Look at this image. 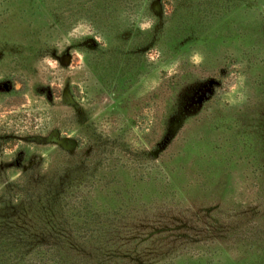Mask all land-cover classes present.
Wrapping results in <instances>:
<instances>
[{"label":"rangeland","instance_id":"obj_1","mask_svg":"<svg viewBox=\"0 0 264 264\" xmlns=\"http://www.w3.org/2000/svg\"><path fill=\"white\" fill-rule=\"evenodd\" d=\"M241 208L264 212V0H0V264H101L176 220L157 264H244Z\"/></svg>","mask_w":264,"mask_h":264},{"label":"trees","instance_id":"obj_2","mask_svg":"<svg viewBox=\"0 0 264 264\" xmlns=\"http://www.w3.org/2000/svg\"><path fill=\"white\" fill-rule=\"evenodd\" d=\"M156 9H159V8L156 7ZM158 13H159L158 15L161 14L160 12ZM195 98L197 99L198 96H196ZM260 113H262V109H260L257 114L259 115ZM258 115L255 118V121H258ZM257 126L262 127L263 125L262 124L260 125V123H258ZM195 206L200 211L199 213L197 211L196 219L200 221L202 220L203 223H205L206 225H209L207 220L210 216L213 215V212H215V207L211 206V207L204 208V206H200L198 204H196ZM31 207H32V211L33 210L36 211L37 207L35 208H33L34 206H31ZM251 210L253 211V213L249 209L247 210H243V208H241L240 210L237 209L238 212L236 214V217L233 218V220H231V228L235 227V229H237L240 226H244L252 222V223H255L256 225H259L260 227L264 229V212H261L260 214H256L255 213L256 211L254 209H251ZM6 215L7 214H5L3 217L7 221H9V223L15 229L17 226L18 227L22 226V223H23L22 213L14 214L13 216L9 215L10 216V217L8 216L9 218L6 217ZM36 219H37L36 221H38L40 219L39 216L38 217L36 216ZM50 219H53V217ZM10 220H12V222H10ZM47 220L49 221V217L47 218ZM1 222L2 220L0 221V223ZM188 223L189 222L183 223V221L178 222V220H176L175 223H172L171 225H164V224L157 223V225H151V226L148 225V230L150 229L149 230L150 232L148 231V233H146L145 231V233L141 232L142 234H140L138 232V234H135V235L133 234V236H131V234L120 235L118 241H113V243H111V246H112L111 253L108 255H105V259L102 260L101 264H109L110 262H113V264H121V262H126V261L129 263V261H133V260L137 264H150V263H146L144 259H145V256H151V255H152L151 256L152 260L150 262L152 264H157L161 262L162 260H164L167 257L166 255L168 253H171V251H174L177 249L176 246L174 247L172 246L173 244H176V242H179L182 240L181 235H177V234L172 235L171 231L172 230L178 231L179 229L180 230H187V229L190 230L191 227L189 228L188 225H191V224H188ZM140 225H145V224L143 222L138 223V226ZM144 228L145 226L138 227L139 230L141 229L143 230ZM132 230L134 229L132 228ZM210 231L211 232L209 234L208 240H211L212 242L217 241L218 243H220V246H222V244L225 243L226 241L225 236H224L225 229H223V226L220 225L218 229H216L214 226L212 229L210 228ZM170 237L172 238L170 239ZM18 242L19 241H17L16 243ZM118 242L119 244H123V246L122 245L119 246L122 248L121 251L117 250L116 248ZM16 243L14 241L7 242L6 240L2 242V238L0 237V250H5V248H7V246L5 245H8V244H9V248L10 246H12V249H17ZM257 251L253 250L252 251L253 253L248 257V259H246V261H244V264H264V253H260V251L259 252ZM141 257H144L142 259L143 261L142 260L139 261ZM231 264H234V262H231Z\"/></svg>","mask_w":264,"mask_h":264},{"label":"flooded vegetation","instance_id":"obj_3","mask_svg":"<svg viewBox=\"0 0 264 264\" xmlns=\"http://www.w3.org/2000/svg\"><path fill=\"white\" fill-rule=\"evenodd\" d=\"M215 85V84H214ZM215 87V86H214ZM201 94V92L197 95L199 97V95ZM196 99V98H195ZM197 105L196 104H193L192 107H195ZM51 138L53 139V137H48L47 140H51ZM43 139V138H41ZM57 140V139H56ZM59 142H60V146H62L64 149L72 152V150H75L77 147H78V142L75 140V138L73 137H69V138H60L59 139ZM73 148V149H72Z\"/></svg>","mask_w":264,"mask_h":264},{"label":"water","instance_id":"obj_4","mask_svg":"<svg viewBox=\"0 0 264 264\" xmlns=\"http://www.w3.org/2000/svg\"><path fill=\"white\" fill-rule=\"evenodd\" d=\"M214 84H217V81L212 79L209 82V84L207 85V87L202 90L199 97L195 100V102L197 104H199V106L212 95V93L214 91ZM197 107L198 106H195V107H193V109L195 110V109H197Z\"/></svg>","mask_w":264,"mask_h":264}]
</instances>
